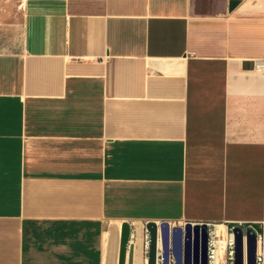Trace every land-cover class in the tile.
I'll return each instance as SVG.
<instances>
[{
  "label": "crops",
  "instance_id": "crops-1",
  "mask_svg": "<svg viewBox=\"0 0 264 264\" xmlns=\"http://www.w3.org/2000/svg\"><path fill=\"white\" fill-rule=\"evenodd\" d=\"M261 220L264 0H0V264Z\"/></svg>",
  "mask_w": 264,
  "mask_h": 264
},
{
  "label": "water",
  "instance_id": "water-1",
  "mask_svg": "<svg viewBox=\"0 0 264 264\" xmlns=\"http://www.w3.org/2000/svg\"><path fill=\"white\" fill-rule=\"evenodd\" d=\"M240 3L241 0H230V9H235ZM146 227L150 232L148 264H157L159 242L162 264H208L209 226L206 222L187 221L182 226L172 225L169 221H149ZM131 232V223H122L118 264H133L132 251H129ZM235 240V264H256V229L248 227L246 254L244 235L239 226L235 228Z\"/></svg>",
  "mask_w": 264,
  "mask_h": 264
},
{
  "label": "built area",
  "instance_id": "built-area-1",
  "mask_svg": "<svg viewBox=\"0 0 264 264\" xmlns=\"http://www.w3.org/2000/svg\"><path fill=\"white\" fill-rule=\"evenodd\" d=\"M206 222V221H192ZM160 223V222H158ZM187 223L185 221L182 226ZM209 226V238H208V264H235V228L237 226L242 228L244 241H245V254L247 250V235L248 227L253 226L257 231L258 238V249L256 256V264H264V220L258 222H236L229 225H224V229L219 231L218 226L221 224L214 222H206ZM172 224V223H171ZM175 225V224H172ZM135 233L131 232L129 246L135 243ZM150 246V232L148 229L145 230V255L148 261V253ZM162 249H160V242L158 248V262L162 264Z\"/></svg>",
  "mask_w": 264,
  "mask_h": 264
},
{
  "label": "rangeland",
  "instance_id": "rangeland-1",
  "mask_svg": "<svg viewBox=\"0 0 264 264\" xmlns=\"http://www.w3.org/2000/svg\"><path fill=\"white\" fill-rule=\"evenodd\" d=\"M114 226L115 225H113V229H112V235H113V248H115L114 250H113V255H114V253H115V251H116V245H117V236H118V230H116V229H114ZM110 228V227H109ZM108 228V229H109Z\"/></svg>",
  "mask_w": 264,
  "mask_h": 264
},
{
  "label": "bare ground",
  "instance_id": "bare-ground-1",
  "mask_svg": "<svg viewBox=\"0 0 264 264\" xmlns=\"http://www.w3.org/2000/svg\"><path fill=\"white\" fill-rule=\"evenodd\" d=\"M121 230H122V227H121ZM121 230L119 231L118 235H120V241H121ZM218 230L221 231L222 230V226H218ZM120 248V246H119ZM162 249V248H161ZM118 262H119V259H118Z\"/></svg>",
  "mask_w": 264,
  "mask_h": 264
}]
</instances>
